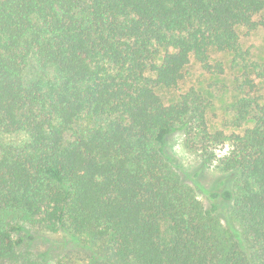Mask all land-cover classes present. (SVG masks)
<instances>
[{"label":"trees","instance_id":"16d2710c","mask_svg":"<svg viewBox=\"0 0 264 264\" xmlns=\"http://www.w3.org/2000/svg\"><path fill=\"white\" fill-rule=\"evenodd\" d=\"M263 12L264 0H0V261L53 264L22 250L38 229L94 245L87 264H264V65L237 33L264 27ZM212 53L231 55L224 126L252 122L242 135L210 133L194 88L168 105L155 93L191 59L223 75ZM20 132L27 142L6 139ZM175 132L198 171L167 154Z\"/></svg>","mask_w":264,"mask_h":264},{"label":"rangeland","instance_id":"374dc122","mask_svg":"<svg viewBox=\"0 0 264 264\" xmlns=\"http://www.w3.org/2000/svg\"><path fill=\"white\" fill-rule=\"evenodd\" d=\"M262 16L264 17V12ZM237 33L242 47L249 51L251 59L264 65V27L258 28L249 34H246L245 29L237 28ZM230 58L231 55L227 53L211 54L213 62L220 61L225 66V73L221 76L207 74L197 62L191 59L185 69V77L176 89H156L155 93L165 105H168L177 102L180 94L186 93L190 88H194L211 102V109L207 113V125L210 133L222 131L227 136L231 134L242 135L245 129L253 125L252 122H247L239 128L224 126V121L231 116L229 107L235 98L238 97L234 90L237 74L229 68ZM179 135L182 134L175 132L168 138L166 144L167 154L175 158L184 170L189 172L198 171L202 161L197 154L192 153L196 159L191 166L183 167L180 161L170 152L169 146L173 138ZM218 147L222 149L223 145L216 146L215 150ZM218 165L219 163L212 171H209L210 164L205 166V173L209 177L207 181L210 182L211 179L222 175ZM200 186L205 188L207 185H203L201 182ZM196 193L200 197L199 201L206 207L208 204L203 193L200 190L196 191ZM228 209V205H222L220 211ZM23 237L22 250L24 252L30 253L40 260L44 258L53 264H87L89 257H91V251H94L95 248L94 245L84 244L83 238L72 237L71 234L66 232L51 234L38 229H31L25 232ZM0 264H19V262L0 261Z\"/></svg>","mask_w":264,"mask_h":264},{"label":"clouds","instance_id":"9594fccd","mask_svg":"<svg viewBox=\"0 0 264 264\" xmlns=\"http://www.w3.org/2000/svg\"><path fill=\"white\" fill-rule=\"evenodd\" d=\"M17 138L18 141L21 143L27 142L28 140L27 135L23 132L16 134V136L6 137V139H17ZM184 140L185 137L183 135L175 136L173 138L172 143L169 146V150L172 153V155L180 161L183 167H189L191 166L192 162L196 159V157L185 149ZM230 151H231V147L227 143L223 145L222 149L218 147L214 151V155L216 158L211 161L209 166V171L214 170L217 164L219 163V160L227 156ZM197 199H200V197H197Z\"/></svg>","mask_w":264,"mask_h":264}]
</instances>
